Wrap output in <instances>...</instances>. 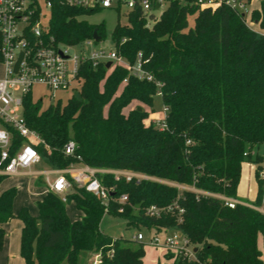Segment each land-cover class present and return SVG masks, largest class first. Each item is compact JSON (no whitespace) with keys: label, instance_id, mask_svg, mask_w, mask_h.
Segmentation results:
<instances>
[{"label":"trees","instance_id":"16d2710c","mask_svg":"<svg viewBox=\"0 0 264 264\" xmlns=\"http://www.w3.org/2000/svg\"><path fill=\"white\" fill-rule=\"evenodd\" d=\"M189 2H170L150 27L140 9L126 11L127 24L117 23L112 31L116 55L133 64L141 53L154 81L139 79L120 65L107 68L86 59L77 71L81 101L72 94L65 103L58 99L42 108L30 93L23 97L26 125L49 147L35 146L48 166L62 169L77 162L64 153L72 139L75 153L91 167L128 169L158 179L126 182L99 175L103 185L114 187L115 196L127 194L121 211L111 202L105 212L92 193L73 184L65 201L48 190L36 203L37 216L26 207L14 215L16 189L0 192V223L15 216L22 222L25 264H90L95 255L99 264H141V243L100 231L105 214L154 234L179 230L196 248L195 259L177 257L173 264H264L257 245L259 234L264 244V214L256 209L262 182L258 179L257 198L250 205L230 208L216 196L236 199L242 163L253 162L257 170L262 166L264 157H252L251 151L264 146V34L225 3L199 8ZM100 9L53 0L48 34L56 44L78 46L93 40L96 29L100 40L102 25L82 18ZM190 16L193 27L188 26ZM257 18L264 29V1ZM158 91L167 108L163 129L146 123L150 113L144 108L152 107ZM134 102L140 105L130 108ZM10 131L13 154L23 138ZM4 177L0 174V182ZM69 202L81 213L75 219L67 214ZM173 204L183 213L145 214L150 205ZM4 237L0 228V250Z\"/></svg>","mask_w":264,"mask_h":264},{"label":"built area","instance_id":"2783aa9c","mask_svg":"<svg viewBox=\"0 0 264 264\" xmlns=\"http://www.w3.org/2000/svg\"><path fill=\"white\" fill-rule=\"evenodd\" d=\"M53 0H0V64L3 67V75L0 77V122L4 125L0 127V174L15 175L24 172L35 164L43 162L37 145H42L49 149L48 145L40 136L31 130L23 118V97L32 91V87L41 85L51 94L56 91L75 92L79 87L77 71L79 64L83 60H91L93 64L98 62H111L112 66L120 65L130 74L139 79L154 81L153 76L143 68L146 62L142 59L141 53H138L135 63L131 64L121 57H118L115 51L104 52L103 50L93 51L88 55L70 54L72 46L56 44L51 35L48 34L49 20L44 22L45 13L42 8L45 7L50 18V8ZM69 6L102 8L124 6L126 11L140 9L147 19V26L150 27L155 19L159 17L163 9L170 3L177 1L187 3L188 0H62ZM221 3H225L231 9L243 14L246 17L247 8L243 0H190L189 4L203 7L215 8ZM158 13V14H156ZM153 15L154 19L151 18ZM93 40H85L80 46L92 45ZM60 51L62 54H60ZM23 53L22 59L17 70H14L19 54ZM160 87L159 82H155ZM72 93V94H73ZM50 95V94H49ZM160 97L161 93H156ZM167 108L163 105L161 119L149 116L147 123H154L163 129L166 127L165 117ZM11 130L16 131L23 138L20 146L13 154L10 153L12 146ZM76 143L69 140L64 146L65 155L73 156L77 162L70 164L66 168L56 169L48 166L47 169L38 171L35 174L44 176L48 190L59 195L62 201H65V195L73 184L84 188L92 193L103 205L104 211L108 212L110 203L118 205L119 211L128 201L127 194L119 196L114 195V187H107L102 184L99 175L110 174L113 180L123 179L126 182L142 179L158 180L145 174L128 170L112 168H95L85 164L80 155L75 153ZM258 179L263 184V194L261 204L256 207L258 211L264 214V164L257 170ZM53 175V179L50 176ZM161 182L176 186L178 188H187L176 183L167 181ZM198 192L197 190H194ZM204 194H209L202 192ZM224 201V204L234 208L239 202L230 197L216 195ZM241 204V203H239ZM174 209L178 214L183 213V209L176 204L157 207L150 205L145 209V214L151 217H160L163 213H169ZM180 221V219H179ZM165 238L161 241V246L165 248L175 259L177 257L195 259L194 246L188 238L179 230L172 229L162 231ZM158 234L152 233L150 242L157 244ZM136 241H142L144 235L137 232L132 237ZM100 256L95 255L91 264H99Z\"/></svg>","mask_w":264,"mask_h":264},{"label":"rangeland","instance_id":"374dc122","mask_svg":"<svg viewBox=\"0 0 264 264\" xmlns=\"http://www.w3.org/2000/svg\"><path fill=\"white\" fill-rule=\"evenodd\" d=\"M112 5L113 6L110 8H102L92 14L84 15L82 17L92 24L102 25V37L98 42H93L92 45L89 46H72L69 51L70 54L88 55L93 51L103 50L104 52L108 53L114 50V43L111 39L112 31L117 23L120 25H126L127 20L125 16L126 8L124 6H120V9H118L115 7L116 4L114 2H112ZM42 13L46 14L44 22H47L49 20V14L45 7L42 8ZM188 21V26L193 27L194 17L190 16ZM249 24L251 25V22H249ZM2 75L3 67L0 64V77ZM72 93L73 92L71 91H56L51 94V92L49 93L48 90L43 86L36 85L32 87L31 96L33 100L40 99L42 101V108H45L50 103H54L58 99H60L62 103H65L67 99L71 97ZM137 104L138 102H134L130 108ZM144 108L149 111L150 116L156 119H161L163 116V104L160 97L157 95L153 97L152 107L148 108L144 106ZM147 121L148 119L146 120V123ZM257 153L264 157V146H254L251 151L252 157H254ZM46 168L47 166L43 162H40L33 165L29 169H26V172H32V175L5 176L1 180V189H16V195L13 202L14 215H17L19 210L23 207H26L31 215H38L36 203L43 198L45 189L34 184L35 179H37L35 173ZM53 177L54 176L51 175L50 179L52 180ZM243 188L245 189L244 184ZM257 193L258 187L256 188L255 192L252 193V197L249 198L251 202L256 200ZM66 211L68 216L71 218H75L80 215L73 202L66 204ZM21 225V221L16 216L8 222L0 223V228L5 234L3 246L0 250V264H25L24 259L20 255ZM99 229L101 232L107 234L113 239H132V237L136 235L137 232H142L144 239L142 241H137L143 245L144 249V256L141 264H173L174 262V258L171 256V254L161 246V241H163L165 238L164 233H158L157 237L159 242L156 245L152 244L150 242L152 233L147 229L143 227L137 228L133 226H127L125 219L109 214H105L103 216L99 223ZM257 245L261 251L262 258L264 259V244L261 234L258 235Z\"/></svg>","mask_w":264,"mask_h":264},{"label":"crops","instance_id":"0c3cea01","mask_svg":"<svg viewBox=\"0 0 264 264\" xmlns=\"http://www.w3.org/2000/svg\"><path fill=\"white\" fill-rule=\"evenodd\" d=\"M243 1L245 2L246 8H247V14H246V22H248L247 24L252 29L256 30L257 32L264 34V29L260 27V20L257 18L258 14L261 13V5L264 0H243ZM249 22H251L252 26L249 24ZM3 126L4 125L0 122V127H3ZM263 164H264V159L260 163V165H263ZM45 165L47 166V164ZM256 170H257V165L255 163L253 162L242 163L241 172H240V180L236 188V196H237L236 200L243 205H250L249 203H252L249 200V198L252 197L251 196L252 193L255 192L256 188L258 187V178L256 175ZM32 174H33L32 172L24 171V172H19L18 174H15V175H7V176L32 175ZM35 175L37 176V179H35L34 184L36 186L43 187L46 193L48 191V188H47V184L45 182L44 176L37 175V174ZM243 184H244L245 189L243 188ZM4 190L5 189L0 188V192ZM79 214L81 213L79 212ZM75 218H71V219H75ZM21 228H22V225H21Z\"/></svg>","mask_w":264,"mask_h":264},{"label":"water","instance_id":"95a60500","mask_svg":"<svg viewBox=\"0 0 264 264\" xmlns=\"http://www.w3.org/2000/svg\"><path fill=\"white\" fill-rule=\"evenodd\" d=\"M92 38H93V40H94L95 42H97V41L99 40V38H100V36L97 34V30H96V29H94V31H93ZM60 54H62L61 51H60ZM22 56H23V53L21 52V53L19 54L18 60H17V62H16V64H15V67H14V70H15V71H16L17 68H18V65H19V63H20V61H21V59H22ZM110 66H111V62L109 61V62L106 63V67L109 68ZM73 96H74L78 101H81V96H80V94H79L77 91H75V92L73 93ZM138 110H140V107H138ZM194 251H196V248H194Z\"/></svg>","mask_w":264,"mask_h":264}]
</instances>
